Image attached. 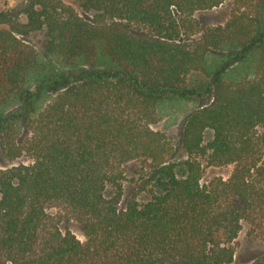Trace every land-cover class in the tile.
Masks as SVG:
<instances>
[{
    "label": "trees",
    "instance_id": "16d2710c",
    "mask_svg": "<svg viewBox=\"0 0 264 264\" xmlns=\"http://www.w3.org/2000/svg\"><path fill=\"white\" fill-rule=\"evenodd\" d=\"M226 1L0 9V264H233L244 222L264 235V0L202 29L195 14ZM190 102L178 160L153 125Z\"/></svg>",
    "mask_w": 264,
    "mask_h": 264
},
{
    "label": "rangeland",
    "instance_id": "374dc122",
    "mask_svg": "<svg viewBox=\"0 0 264 264\" xmlns=\"http://www.w3.org/2000/svg\"><path fill=\"white\" fill-rule=\"evenodd\" d=\"M22 2V0H0V9H8L15 7L17 4ZM64 3L72 5L74 8L77 6L74 4V0H63ZM234 8V0H228L220 7H217L210 11L198 12L195 14V18L199 21L202 29H205L208 26H218L224 25L227 20L230 18L232 14V10ZM25 41L34 46L36 49H43L44 45V37L41 33H35L31 36L27 37ZM211 82L206 76L202 74H192L189 77L190 85L197 86L205 82ZM212 90L206 93L201 97V100L208 102L211 100ZM201 103V102H200ZM196 104L190 102L189 105L184 107V110L178 111L174 115L171 114V118L169 116L164 120L160 121L158 124L153 125L154 130L165 131L168 138L173 142L176 148L177 159L181 160L185 156L183 150L181 149V140H182V131L185 122V112L190 111ZM169 122L171 125L168 129H165L166 124ZM264 161V159H263ZM18 163H30V159L28 157H22L14 162V164ZM140 168L139 162H131L126 166V176L127 180L125 181V187L127 195L134 189L135 182H131V179L138 177V170ZM235 165H225V166H207L204 170L202 176V182H209L213 178L221 177L224 179H228L230 175L233 173ZM127 195L125 197H127ZM142 199H146V196L141 197ZM50 213L56 214L57 210L52 209ZM68 227L70 230L80 239L82 242L86 241V237L84 235L83 227L72 221ZM65 228V225L62 224V229ZM251 226L244 222L243 229L236 240L235 248V261L233 264H248L258 257L264 255V235L260 232H251Z\"/></svg>",
    "mask_w": 264,
    "mask_h": 264
}]
</instances>
